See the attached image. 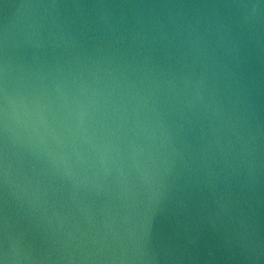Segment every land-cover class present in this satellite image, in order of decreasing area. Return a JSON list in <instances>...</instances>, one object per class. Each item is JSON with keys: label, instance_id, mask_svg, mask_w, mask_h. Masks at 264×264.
I'll list each match as a JSON object with an SVG mask.
<instances>
[{"label": "water", "instance_id": "95a60500", "mask_svg": "<svg viewBox=\"0 0 264 264\" xmlns=\"http://www.w3.org/2000/svg\"><path fill=\"white\" fill-rule=\"evenodd\" d=\"M0 264H264V0H0Z\"/></svg>", "mask_w": 264, "mask_h": 264}]
</instances>
